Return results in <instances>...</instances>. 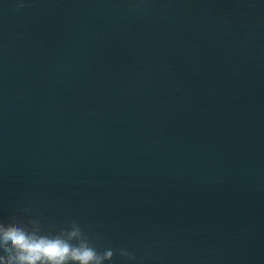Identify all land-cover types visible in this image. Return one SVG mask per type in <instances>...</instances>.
I'll list each match as a JSON object with an SVG mask.
<instances>
[{
  "label": "water",
  "instance_id": "1",
  "mask_svg": "<svg viewBox=\"0 0 264 264\" xmlns=\"http://www.w3.org/2000/svg\"><path fill=\"white\" fill-rule=\"evenodd\" d=\"M33 219L264 264V0H0V223Z\"/></svg>",
  "mask_w": 264,
  "mask_h": 264
},
{
  "label": "clouds",
  "instance_id": "2",
  "mask_svg": "<svg viewBox=\"0 0 264 264\" xmlns=\"http://www.w3.org/2000/svg\"><path fill=\"white\" fill-rule=\"evenodd\" d=\"M118 254L134 260L126 249ZM112 258L110 249L98 253L75 222L59 231L42 230L38 219L27 225L0 223V264H105Z\"/></svg>",
  "mask_w": 264,
  "mask_h": 264
}]
</instances>
